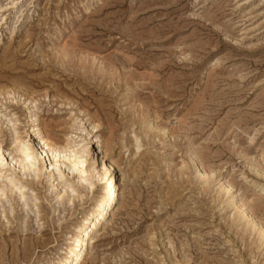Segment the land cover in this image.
<instances>
[{
  "label": "rangeland",
  "instance_id": "1",
  "mask_svg": "<svg viewBox=\"0 0 264 264\" xmlns=\"http://www.w3.org/2000/svg\"><path fill=\"white\" fill-rule=\"evenodd\" d=\"M0 92V264L57 259L100 192L90 157L71 201L12 169L33 121L117 164L83 264H264V0H0Z\"/></svg>",
  "mask_w": 264,
  "mask_h": 264
},
{
  "label": "bare ground",
  "instance_id": "2",
  "mask_svg": "<svg viewBox=\"0 0 264 264\" xmlns=\"http://www.w3.org/2000/svg\"><path fill=\"white\" fill-rule=\"evenodd\" d=\"M95 127L93 126V128ZM70 128L74 129L73 126H70ZM85 139L83 143L67 141L64 145H58L44 133L39 124H35L33 121L25 129L24 136H16L15 141L17 145L10 151V155H12L10 159L12 169L19 168L23 173L31 171L35 172V174L39 172L45 174L49 185L56 190L57 196H62V198L63 196H67L68 201H71L74 197L73 192L76 187L84 182L81 176L74 177V170L76 167L82 170L87 157H90V171L94 182L84 183V190L88 192L92 191V186L97 184L99 185L100 192L92 202V205L83 212L79 220L74 224L69 242L62 248V255L50 264H83L84 251H87L88 245L95 241V230L107 223L110 211L116 207L118 199L121 197L119 196L121 182L119 185V183L117 184V179H115L116 162L105 151L102 140L98 135L90 134ZM16 149L22 152V156L13 154ZM67 149H72V152H74L72 154L74 158L70 162L63 158L60 159V154ZM8 150L6 149V151ZM80 153L83 154L84 159L77 160L76 155ZM0 154L3 155V148L1 146ZM63 178H67L70 181L63 183L61 181ZM222 185L223 187H220V191L231 199L235 198L231 193L232 187L229 184H225V182ZM13 188L12 182L9 185L0 183V196L4 192L12 191ZM17 195L20 199L24 197L21 191ZM243 206L242 203L237 205L238 213H240L242 218L248 220L254 229L257 228L260 240L264 241V226L260 225Z\"/></svg>",
  "mask_w": 264,
  "mask_h": 264
}]
</instances>
